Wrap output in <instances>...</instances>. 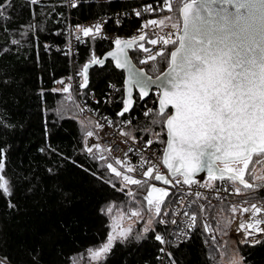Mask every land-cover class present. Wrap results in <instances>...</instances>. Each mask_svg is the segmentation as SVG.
<instances>
[{"label":"trees","instance_id":"obj_1","mask_svg":"<svg viewBox=\"0 0 264 264\" xmlns=\"http://www.w3.org/2000/svg\"><path fill=\"white\" fill-rule=\"evenodd\" d=\"M122 3L77 0L73 23L110 15ZM0 13V162L11 188L10 196L0 192V257L10 264H92L89 249L106 242L111 232L108 209L132 203V195L107 167L108 162L99 161L86 150V126L70 93L54 85L71 70L69 56L50 50L51 46L64 47L68 43L67 1L0 0ZM153 17H172L174 23L177 13L167 11L147 19ZM140 24L141 19L136 18L119 25L112 21L108 28L123 34ZM85 43L77 58L82 75L93 59H101L113 49L98 38ZM144 48L138 46L131 57L139 68L157 77L168 67L166 57L173 45L151 64L141 63ZM124 78V72L109 62L103 68H92L85 85L86 92L98 97L102 113L116 124L129 115H120L124 108ZM112 87L114 98L109 99ZM136 101L131 113L143 105L138 94ZM157 110L158 106L149 116L140 117L126 133L165 147V125L159 122ZM256 161L254 156L246 173L249 182ZM151 186L133 185L140 193L138 199L145 202ZM168 205L170 198L165 197L161 213ZM161 213L149 231H144L143 222L137 224L128 238L117 240L107 259L97 264H157L162 244L156 236L167 233V226L160 221ZM206 215L215 239L198 218L191 238L170 246V264H220L222 255L229 254L233 244L243 264H264V237L256 244H243L228 234L234 215L231 207L209 205Z\"/></svg>","mask_w":264,"mask_h":264},{"label":"snow or ice","instance_id":"obj_2","mask_svg":"<svg viewBox=\"0 0 264 264\" xmlns=\"http://www.w3.org/2000/svg\"><path fill=\"white\" fill-rule=\"evenodd\" d=\"M164 3L170 12L177 13L176 22L171 25L177 30L175 39L169 33L166 37L149 40L153 45H173V50L166 57L168 71L157 77L162 89L157 114L161 117L159 122L166 125L168 134L163 163L173 176L182 177L184 184L197 183L193 179L195 174L206 172L209 182L204 187H212V181L227 180L235 186L236 194H243L257 187L246 179L253 157L257 158V163L264 160V0H164ZM146 10L152 9L149 7ZM137 15L140 13L137 12ZM169 20L172 17L151 20L144 27L153 25L162 28ZM93 27L96 33L100 32L99 24ZM93 27L80 30L88 36L93 33ZM139 39L144 40L145 36L141 35ZM115 44L117 51L109 55L116 57L118 68L129 71L128 98L120 113L123 115L131 106L133 86L139 88L143 97L148 95V86L153 81L129 64L125 49L132 47V42L117 39ZM140 47L143 48V45ZM144 51L150 50L144 48ZM164 55V51L160 50L141 63ZM92 63L101 64L102 61L93 59ZM86 69L87 65L85 72ZM64 91L69 89L65 87ZM168 105H172L174 114H166ZM86 135L90 137L93 133L89 131ZM87 150L92 151L91 148ZM107 167L117 177H122L125 183H145L124 175L112 164ZM155 168V165L149 167L144 175L152 177ZM3 170L4 164L0 162V192L10 196V182L4 177ZM128 171L134 169L129 167ZM253 175L254 179L264 181V175ZM154 179L164 184L171 183L158 172ZM176 183L181 181L177 179ZM153 193L159 195L154 198ZM168 195L167 190L151 186L144 199L149 210L159 216L164 198ZM237 210V206L231 208L232 212ZM240 210L257 214L251 222H241L240 229L246 234H251L248 229L264 232V228L258 227L264 224V218H257L264 212V207L253 203ZM190 219L194 225L195 214ZM144 231L149 229L146 227ZM130 232L131 229L120 230L117 234L114 228L106 242L96 249H89L92 259L97 262L106 260L117 239L123 242ZM156 239L163 243L161 236L157 235ZM242 260V257L240 261L233 258L231 264H241Z\"/></svg>","mask_w":264,"mask_h":264},{"label":"built area","instance_id":"obj_3","mask_svg":"<svg viewBox=\"0 0 264 264\" xmlns=\"http://www.w3.org/2000/svg\"><path fill=\"white\" fill-rule=\"evenodd\" d=\"M38 1V0H32ZM68 8V43L64 47L51 46L50 50L62 52L71 59V70L69 75L54 81L56 88L64 90L65 87L69 89L72 102L78 112L81 121L86 126L85 132V148H91L88 152L96 156L99 161H106L112 163L117 169L121 171H128L131 167L134 171L128 173L135 179L144 181L147 184L163 188L162 184L154 179L157 172L167 177L171 183L167 184L165 190L169 193L167 197L170 198L171 205L161 213L160 221L167 226V233L162 236V249L159 254L157 264H170L169 248L171 245L182 244L188 241L197 227V220L200 218L207 233L210 231V223L206 215V207L209 205H225L229 207L237 206V211L231 219L229 226V234L235 237L243 244H256L263 237L264 232L248 229L251 234H246V231L240 229L241 222L249 223L255 213H243L240 209L249 207L255 203L258 207H264V181L254 179V175H264V160L257 163L253 172L250 183L257 185L256 188L247 190L243 194H236L234 185L225 181H212V187H204L206 180L203 182L193 183L191 185L184 184L182 177H172L170 171L163 163L164 147L158 144H149L142 138H135L126 133V130L132 126L140 117L149 116L155 111L160 99V92L155 90L151 96L143 102L141 108L136 109L133 113H129L128 117L122 123L116 124L110 116L102 113V108L99 107L98 97L93 93L86 92L84 83V76L77 67V58L79 57V48L82 44H86L89 39L98 38L107 42V45L113 49L117 46L115 41L120 39L124 41H132L139 39L141 35L145 36L144 45L150 51L144 53L142 60H145L149 55H154L158 51L166 52V47L157 43L153 45L149 43L150 39H157L158 37H166L172 33V38L175 39L177 31L172 30V22L166 21L165 27L148 25L144 27L148 21L162 20L165 17L148 18L149 15L162 14L169 11L165 7L164 0H121L122 7L110 15H102L92 20L83 21L79 24L73 23L72 10L74 9L77 0H66ZM151 11H147V8ZM137 12L140 15H137ZM141 19V24L133 29L130 33L118 34L111 32L108 28L110 22L114 25L122 24L125 20ZM100 25V32L96 33L94 25ZM93 27V33L85 36L80 30L82 28ZM140 46V45H139ZM160 56H157V58ZM156 58V59H157ZM154 60H148L145 64H151ZM58 81H63L59 83ZM115 88L108 91L109 99L114 98ZM151 110V111H150ZM146 113H149L146 115ZM91 131L92 136H87L86 133ZM119 160L120 163H116ZM147 161L148 163H144ZM156 166L153 176L147 177L144 173L149 167ZM179 179L181 183L177 184ZM243 187L241 185H236ZM199 194V195H197ZM203 209V210H202ZM187 213V215H185ZM195 214L196 219L194 225L190 217ZM257 218H264V212L259 214ZM175 221V223H173ZM192 225V226H189ZM258 227L264 228V224ZM243 241V242H242ZM0 264H10L0 257Z\"/></svg>","mask_w":264,"mask_h":264},{"label":"rangeland","instance_id":"obj_4","mask_svg":"<svg viewBox=\"0 0 264 264\" xmlns=\"http://www.w3.org/2000/svg\"><path fill=\"white\" fill-rule=\"evenodd\" d=\"M172 30L177 31L173 27H172ZM142 45L144 46V44H142ZM104 162H106V161H104ZM109 164H112V163H109ZM113 167H115V166L113 165ZM117 170L120 171L121 173H123L124 175L131 176L133 179H135L131 174L128 173V171H121L119 169H117ZM110 171H111V169H110ZM120 180H121L122 187L128 191V194L132 195V197H131L132 203H128L126 206L113 205L110 207L111 211L110 212L108 211V212H109L110 220H111V232L113 231L114 228L117 230V234L120 230L131 229V231H132V229L135 226H137V224L142 223V222L144 225V229L146 227L148 229H150L152 226V223L154 222L156 214L154 213V211L149 210V206L147 204V201L144 202L143 200L138 199V194H140V193L137 189H135L133 187L134 184L125 183L123 181L122 177H120ZM206 181L209 182V177H207ZM156 188H158V187H156ZM158 195H159V193H153L154 198ZM134 213H139V215H135ZM208 234L210 236H212V238L215 237V234L211 230V224H210V231L208 232ZM228 234H229V230H228ZM117 240H119V239H117ZM89 258H90V261L92 264L99 263L96 260L92 259L90 254H89ZM233 258H235L237 261H240V258H241L240 255L236 253L234 244H233V247L231 248V252L229 254L225 253L222 255L220 264H231ZM241 264H243V261H241Z\"/></svg>","mask_w":264,"mask_h":264},{"label":"water","instance_id":"obj_5","mask_svg":"<svg viewBox=\"0 0 264 264\" xmlns=\"http://www.w3.org/2000/svg\"><path fill=\"white\" fill-rule=\"evenodd\" d=\"M124 42H132V47H130V48H126L125 49V52L127 53V57H128V60H129V64L131 65V66H134V68L135 69H138V70H140L142 73H144V74H146V76L147 77H150L151 78V80L153 81V83H151L149 86H148V95H146V96H143V97H141V95H140V90H139V88H137V87H135V86H133V88H132V96H131V99H132V103H131V106L129 107V110L127 111V112H124V114L123 115H126V114H128V113H130L132 110H133V108L136 106V103H137V101H136V95L138 94L139 96H140V98H141V101H145V100H147L150 96H151V94H152V92L153 91H155V90H157V91H159L160 92V94H161V92H162V89H161V87H160V82L157 80V77L158 76H163V74L165 73V72H167L168 71V67L166 68V70L163 72V73H161L160 75H158L157 77H152V76H150L146 71H144L143 69H141V68H139L135 63H134V61H133V59H132V57H131V52H134L136 49H137V47L139 46V45H142L143 43H144V40H140V39H136V40H132V41H124ZM123 46V45H122ZM117 51V46L114 48V49H112V50H110L109 52H107L101 59H97V60H100V61H102V63L101 64H95V63H90V64H88L87 65V69H86V72H85V69H84V72H83V75H84V83H85V79H86V81H88V78H89V72H90V70L92 69V68H94V67H100V68H103V67H105L109 62H112L113 63V65L115 66V68L117 69V70H119V71H122V72H124V76H125V78H124V102H125V100L128 98V96H127V88H128V85H127V80H128V77H129V71H128V69H126V68H118L117 66H116V57H114V56H110L109 55V53H113V52H116ZM160 98H161V96H160ZM160 100V99H159ZM124 107H125V103H124ZM158 108H159V101H158ZM124 109V108H123ZM123 111V110H122ZM174 108L172 107V105H168L167 106V108H166V114L169 112L170 114L169 115H171V114H174ZM165 130H166V144H165V147H164V153H163V156H164V154H165V150H166V148H167V140H168V134H167V128H166V125H165ZM168 169V168H167ZM169 170V169H168ZM170 171V170H169ZM170 173H171V176L172 177H176V176H173L172 175V172L170 171ZM207 177H208V175H207V173L206 172H199V173H196L195 174V176L193 177V179L195 180V181H197V182H203V181H205L206 179H207ZM158 182H160L163 186V188H161V189H166V187H167V184H164L163 183V181H158Z\"/></svg>","mask_w":264,"mask_h":264},{"label":"flooded vegetation","instance_id":"obj_6","mask_svg":"<svg viewBox=\"0 0 264 264\" xmlns=\"http://www.w3.org/2000/svg\"><path fill=\"white\" fill-rule=\"evenodd\" d=\"M161 189V188H160Z\"/></svg>","mask_w":264,"mask_h":264}]
</instances>
